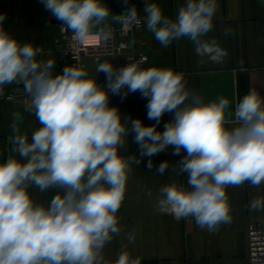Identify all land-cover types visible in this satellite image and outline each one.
Instances as JSON below:
<instances>
[{
  "label": "clouds",
  "instance_id": "clouds-1",
  "mask_svg": "<svg viewBox=\"0 0 264 264\" xmlns=\"http://www.w3.org/2000/svg\"><path fill=\"white\" fill-rule=\"evenodd\" d=\"M41 2L80 43L93 30L109 38L112 29L106 21L111 16L124 27L146 24L162 47L187 38L200 63L204 57L220 63L227 55L215 39H203L213 29L217 0H185L174 19L148 0L143 19L135 5L113 15L102 0ZM5 18L0 14V89L22 85L30 97L27 110L40 127L30 138L15 135L16 155L0 163V264H110L104 249L121 232L117 213L131 165L141 162L135 155L120 154L129 134H134L141 157L151 158L169 146L173 155L186 152L174 172L187 176V186L163 185L155 203L158 213L176 220L191 217L201 229L214 232L231 223L229 187L264 185V97L255 89L230 112L229 99L206 102L186 87L182 73L142 67L147 57H129L119 69L99 63L95 71L105 73L106 87L83 65L66 66L53 75L55 59H38L41 48L21 44L4 29ZM125 88L124 96L139 91L148 98L147 118L156 124L122 120L119 109L109 106V91L120 94ZM166 112L174 113L173 119L157 131ZM147 167H153L151 159ZM168 168L167 161L160 163L157 174ZM32 187L40 193L55 191L45 205L33 199ZM249 209L264 210V197L252 199ZM111 264L141 261L121 251Z\"/></svg>",
  "mask_w": 264,
  "mask_h": 264
},
{
  "label": "crops",
  "instance_id": "crops-1",
  "mask_svg": "<svg viewBox=\"0 0 264 264\" xmlns=\"http://www.w3.org/2000/svg\"><path fill=\"white\" fill-rule=\"evenodd\" d=\"M113 15L127 11L135 5L143 19L146 0H102ZM159 5L165 16L175 15L185 0H148ZM217 12L213 19V29L203 39H215L218 46L227 55L220 63L202 59L195 53V46L187 38L174 41L168 47H162L148 31L146 24L133 31L129 38L131 50L135 53L146 52L149 59L142 67H160L171 69L184 75L186 87L204 100L217 97L230 100L229 111H234L238 102L249 90L255 89L264 97V0H217ZM0 14L4 15V29L21 44L31 43L41 48L38 59H55L53 75L61 74L64 67L74 65L64 62L57 53L60 37L59 24L47 20L56 19L46 10L41 0H0ZM106 23L112 30L119 26L109 16ZM98 31V30H93ZM110 62L116 66V56H103L98 62L86 57L82 65L90 75L96 76L97 83L106 87V75L96 72L99 63ZM7 86L0 93V163L16 155L12 152V139L17 134H27L40 127L35 115L27 110L28 104H17L6 100V94L13 92ZM112 94L109 91V106L119 109L121 119H140L145 126L156 124L147 118L148 98L139 91ZM17 116L19 118H17ZM174 113H165L156 126L163 131L164 125L173 119ZM234 126L230 124L229 127ZM18 129L19 131H14ZM134 134L127 137V145L120 154L127 157L135 155L140 164H132L126 184L124 201L117 213L121 232L105 246V259L114 262L121 251H127L132 258H139L141 264H250L248 228L251 223H264V210L252 211L249 203L252 199L264 197V185L259 188L244 183L239 187H229L227 195L231 205L232 220L221 224L212 232L201 229L191 217L176 220L173 216L158 213L155 203L160 188L172 182L186 185L187 176H177L174 168L186 155L183 150L173 155L169 146L151 158L141 157L139 146L133 142ZM148 159L153 167H147ZM167 161L169 168L157 174L160 163ZM37 203L47 204L53 191L40 193L38 189H29ZM151 193V195H149ZM129 237H132L130 240Z\"/></svg>",
  "mask_w": 264,
  "mask_h": 264
},
{
  "label": "built area",
  "instance_id": "built-area-1",
  "mask_svg": "<svg viewBox=\"0 0 264 264\" xmlns=\"http://www.w3.org/2000/svg\"><path fill=\"white\" fill-rule=\"evenodd\" d=\"M142 19V17H141ZM62 24V23H61ZM59 24V34L57 44V53L59 58L64 62L82 65L86 57H93L95 61H99L103 56H116L117 63L114 68L119 69L129 63L128 58L139 60L141 57H147L146 52L135 53L131 50L129 38L133 31L143 27V23L139 26L124 27L122 24L112 30L109 38L105 39L98 31H93L83 43L75 41L73 34L62 30ZM142 66V65H141ZM7 86H12L13 92L5 95V99L13 101L17 104H28L29 99L22 85L15 84L5 85L0 89V93L4 92ZM249 235V254L250 264H264V223H251L248 228Z\"/></svg>",
  "mask_w": 264,
  "mask_h": 264
},
{
  "label": "water",
  "instance_id": "water-1",
  "mask_svg": "<svg viewBox=\"0 0 264 264\" xmlns=\"http://www.w3.org/2000/svg\"><path fill=\"white\" fill-rule=\"evenodd\" d=\"M48 22H50V23H62L61 21H59V20H57V19H49V20H47Z\"/></svg>",
  "mask_w": 264,
  "mask_h": 264
}]
</instances>
